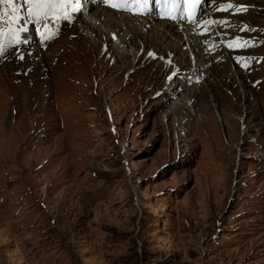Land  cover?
I'll list each match as a JSON object with an SVG mask.
<instances>
[{
  "label": "rangeland",
  "instance_id": "374dc122",
  "mask_svg": "<svg viewBox=\"0 0 264 264\" xmlns=\"http://www.w3.org/2000/svg\"><path fill=\"white\" fill-rule=\"evenodd\" d=\"M250 2L260 13L238 18L264 26ZM96 10L46 66L0 64V264H264L261 59L246 64L255 86L240 73L242 111L212 76L216 106L186 102L201 81L159 101L157 65L117 39L100 57L105 37L81 21L99 29Z\"/></svg>",
  "mask_w": 264,
  "mask_h": 264
},
{
  "label": "bare ground",
  "instance_id": "6f19581e",
  "mask_svg": "<svg viewBox=\"0 0 264 264\" xmlns=\"http://www.w3.org/2000/svg\"><path fill=\"white\" fill-rule=\"evenodd\" d=\"M236 1L244 4L245 7H250V10L254 13H260L259 8H263L260 7L259 4L250 2V0ZM91 18L94 21V24L95 22H99V29L94 27L92 21L86 18L82 21V24L85 25V27L89 29L91 33H95V37L99 38L104 36V46L105 43L107 44L108 42L107 45L111 46L115 52L117 45H113V40L117 39L118 43L127 45L130 51H132L131 56L134 63L140 61V65L152 59L159 60L165 57L166 61L160 62V64L156 66V68H159V72L165 75L163 88L171 85L173 91L181 92L182 90L188 88V86L182 87L181 85L188 83V79L197 77L202 70L203 73L208 72L210 73V76H213L211 81L212 87L215 86L216 83L221 85V88L225 89L233 87V93H235L236 96L240 95V102L238 103V108L236 110L242 111L241 108H239V105L248 100V96H245L244 94V89L246 91H248V89L245 82L241 81L240 79V71L234 67L233 64L228 63L226 68L222 71H219L220 73L218 74V70L212 64L210 65V62H212V59L216 58L217 56L225 58V55L218 54L212 56L211 58L204 55L198 46L193 44L191 36L188 34V29L186 31L180 32L177 31L175 26L168 24L165 21H154L153 18H141L138 16L131 17L130 15L126 14H124V16H117L115 13L110 12L107 9L94 11L91 15ZM224 28H226L225 25L220 27V29ZM106 33L107 35H105ZM135 42H137V45ZM184 47H186V49H183ZM107 50L108 47L105 46V50H103L101 53V58L105 52L107 53ZM152 54L156 55L152 57ZM169 66H171L170 71H167ZM176 67H179L177 72L175 71ZM220 76H223V78L227 79V81H222ZM210 78L211 77H209V80ZM201 84L203 86L202 89H198L197 86H193L192 88L188 89L189 93L192 94L191 96H185L186 102H189V105H192L193 102L198 101V98L196 97V93L198 91L201 92L200 97H204L207 102H210L211 104L217 102L211 96L212 87H210V84L209 86H205L207 85L205 80H203ZM243 94L244 97L241 96ZM206 116L210 118L208 115Z\"/></svg>",
  "mask_w": 264,
  "mask_h": 264
},
{
  "label": "snow or ice",
  "instance_id": "6c2138e0",
  "mask_svg": "<svg viewBox=\"0 0 264 264\" xmlns=\"http://www.w3.org/2000/svg\"><path fill=\"white\" fill-rule=\"evenodd\" d=\"M24 2L31 5V7L29 8L30 14L37 15V16L40 14L39 10L41 8L49 6V0H24ZM129 2L138 4L141 2V0H119V2H115V0H109L110 5L115 8H121V7L126 8ZM198 2L199 0H195V2H192V0H172V5L174 8L181 10L182 18H184L182 5L190 6L191 10L188 13L187 19L190 22H193L195 20V8ZM145 3H146V0H145ZM0 4H7L8 7L12 9L13 13L16 12V7L13 3V0H0ZM226 7H232V5H227ZM220 10H225V9L222 8ZM241 10L242 9H237V11H241ZM6 16H8L7 12L3 13V15H0V21H4ZM17 19L18 17L13 15L11 19L8 21V23H14ZM208 23H212V22L211 21L203 22L204 25H207ZM16 42L19 43L18 37L16 38ZM232 46H233L232 44L228 45V47H232ZM19 58L23 59V56H20Z\"/></svg>",
  "mask_w": 264,
  "mask_h": 264
}]
</instances>
